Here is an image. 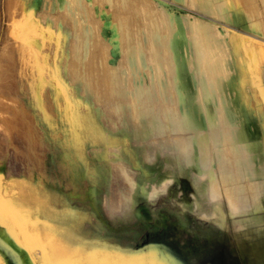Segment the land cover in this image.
<instances>
[{
    "label": "rangeland",
    "instance_id": "rangeland-1",
    "mask_svg": "<svg viewBox=\"0 0 264 264\" xmlns=\"http://www.w3.org/2000/svg\"><path fill=\"white\" fill-rule=\"evenodd\" d=\"M17 1L0 0V245L14 256L5 251L2 264H95L86 259V252L116 260L124 254L120 264L131 258L141 264H263L264 242L259 239L264 241V219L258 221L253 214L264 216V0H204V8L197 0H68L63 5L59 0ZM23 2L35 7L43 25L70 26L68 42L63 41V50L53 62L58 71L39 72L46 84L40 88V102L48 111L41 121L43 110L36 105L32 85L35 68L27 71L25 41L14 37L22 30L17 9ZM70 9L80 23L66 19ZM155 35L157 54L164 63L162 76L168 83L165 88L156 76L161 69L150 49ZM175 35L177 50L196 62L189 69L198 88L202 74L229 76L223 90L237 121L226 128L243 127L248 139L233 142L231 135L215 134L207 139V148L206 139L191 140L194 130H181L191 126L194 115L188 113L184 119L190 105L171 103L177 111L174 122L164 115L163 111L175 115L167 106L177 97L172 94L170 50ZM198 35L199 41L207 35L221 41L231 38L237 48L232 67L215 66L213 58L203 63ZM114 47L121 48V54ZM133 50L136 64L130 66L127 55ZM122 68L129 71V86L114 76ZM186 78L192 85V74ZM254 89L255 111L243 117L237 94L249 95L253 105ZM240 100L244 103L247 98ZM218 105L216 109H224L221 102ZM67 108L80 115L89 111L94 125L106 137H115L106 150L104 165L109 170L97 181L76 186L69 169L55 160L54 144L63 141L64 132L58 127L63 126L61 115ZM51 120L58 124L55 131ZM145 124L154 129L148 137ZM124 134L129 139L123 142ZM180 137L189 141L187 152L179 145ZM124 144L130 146L137 166L127 159ZM96 148L90 147L89 154L93 156ZM142 187L145 192L134 191ZM228 193H235L241 205L233 207ZM51 223L62 234L58 240L48 234ZM64 233L74 241L67 247L62 244ZM256 250L263 255L259 257Z\"/></svg>",
    "mask_w": 264,
    "mask_h": 264
},
{
    "label": "bare ground",
    "instance_id": "bare-ground-1",
    "mask_svg": "<svg viewBox=\"0 0 264 264\" xmlns=\"http://www.w3.org/2000/svg\"><path fill=\"white\" fill-rule=\"evenodd\" d=\"M16 1L14 0L15 3H16ZM18 1H21V0H18ZM59 1L63 5L68 0H59ZM197 1H198L200 6H203V8L207 7V6H204V4H203L204 0H197ZM165 2H166V0H165ZM25 4L26 3L23 2L22 5L20 4L21 6L17 9L20 13L19 14L20 15L19 20H20L22 30L18 34H16V36H14V37H17V38L20 37L21 39H23V41H25V43L23 45V52H24L23 57L26 59L25 60V66H26L27 71L29 70L30 67L35 68V74H36L35 76L36 77H35V81L33 82L32 85H34V87L36 89L34 92V100L36 101V105H37V107H40L43 110V112H41V114H40L41 118H42V119H40V121H41L44 118H47V112L48 111H46L45 108L43 109V106L41 105V102H40V99L42 97V93L40 91V88L44 87L46 84L44 83L45 81L40 77L39 72H41L42 70L43 71L47 70L49 73L55 74L58 71V67L55 64H53V62L56 60V58L61 54V52L63 50L62 49L63 48V46H62L63 41L68 42V38H69L68 35L70 32L68 27H70V26H64L65 24L63 25L62 23L56 24V25L52 23V24H48L45 26L42 24V22L40 20L37 19L35 7H28ZM11 5H13V4L11 3ZM9 6H10V4H9ZM11 8L12 7L10 6L9 9H11ZM205 10H207V8H205ZM65 17L67 20H71V22H73V23H77L80 20V19L79 20L77 19L76 14H75L74 10H72V9L69 10V12L66 14ZM106 18L107 17L105 16V19ZM80 22L81 21H79V23ZM107 26L108 25H106V27ZM105 31H108V30H105ZM200 35L197 36L198 39L196 41L199 44L198 52L201 54L202 62H203V60H205L204 62H207L208 60H211L210 58H213L214 60H216L215 66H219V65L221 66L222 64H224V65H228L229 67L230 66L232 67V62H233L232 52L236 48V46L232 42L231 38H227V40L221 41V40H218L217 38H214L210 35H207L203 41H199V38H202V36H200ZM216 36L219 37V35H216ZM158 39H159L158 35H155L154 38H152L150 49L154 55V58L156 59V62H155L156 66L161 69L162 66L164 67V63H163V61H161L159 59V55L157 54L158 53V48H157ZM117 41H118V39H117ZM115 43H117V42L115 41ZM178 44H179V36L175 35V37H173V39L171 41L170 50L172 51V54H173L172 59H173V64H174V68H172V74H173L172 81L174 84V91L172 92V94H173V96H175L177 94V97H174L173 99H171L169 101L170 102L169 105H167V106L170 107L171 109H174V108H172V105H171V103H173V102H175V106L176 105H182V106L183 105H188V106L190 105L192 110L187 109L188 113H190V112L194 113L195 111L197 112L199 110H196V108L201 109L202 106H204V108L207 106V110L204 109V111H202L200 113V115H202L203 117H205V115H206L208 120H210V124L207 123V125H205V123H200L199 127H201V129H203V128L204 129H210V126L215 127V128H218V126H220L226 130V131H221L222 136L231 135L230 138L233 142H237V141L241 140L242 139V133H240V130L234 129L233 127H227L226 128V126H228V125L230 126L231 124L235 123L233 120V116L231 114V110H230L229 106L226 105V97H225V93L223 91L224 81L226 79H228L229 76L223 77L221 75H218V77H214L215 76L214 75L212 78H208V76H206V74H208V73L202 74V78L200 79V87L198 88V81H197V79H195V74L192 72L194 89L190 88L189 84L187 83V80H185L184 71H185L186 67H187V69L191 68V71H192V68L194 67V64L196 62H194V64H193V62H191L188 54H186V57L182 56L181 52L177 50ZM115 45L117 46V44H115ZM90 46H91V44H90ZM114 48H116V47H114ZM116 49H117L116 52H118L119 48H116ZM120 50H121V48H120ZM120 50H119V53H120ZM129 52L130 53H128V55H127L128 63L130 66H134L136 64V55H135L136 51L133 50V51H129ZM31 58L33 59V63L31 62ZM140 58H141L140 60L142 61L143 65H146V61H147L146 57L140 53ZM213 59H212V62L214 61ZM116 60H118V59H116ZM112 62H115V61H112ZM212 62H209V63H212ZM202 68H205V67H202ZM36 71H37V73H36ZM201 71L203 72V70H201ZM115 75L118 78H122V80H123L122 82L126 86H129V71L127 68L120 69L119 75L114 74V76ZM162 75H164L163 69H161V72L159 74H157L156 76H158V80H160L162 87L165 88L168 83L165 81L167 79L164 78ZM239 79L241 80V78H239ZM30 84H31V81L29 80V87L31 86ZM127 94H129V93L127 92ZM177 99L180 101L179 104H176ZM216 99L222 103L224 109L222 108V106L220 107L219 110L216 109V107H219V105H218L219 103L217 102ZM213 103H215V104H213ZM166 104L167 103H165L163 106H165ZM210 106L214 107V111L212 109H208V107H210ZM86 109L89 110V108H86ZM193 109H194V111H193ZM187 112H184V113H187ZM163 113H164V115L166 114V117L170 121L174 117L177 116L176 110H175V115H172V116H170L169 112L163 111ZM216 115H217V118H216ZM208 116H210V117H208ZM153 118H156V117H153ZM61 119H62L63 126H60V128L58 127V124L53 120H51V122L49 123L51 125V127L54 129V131L57 130L56 127H58V129H60V130L62 129L64 132L63 133V135H64L63 141L62 142L59 141V143H57L58 141H55V144H54V155L56 157L55 160H57L58 163H60L61 165L65 166L69 169V172L71 173L70 175L72 177V180H74V184L76 186H79L80 184L86 182L89 179H93V180L95 179L94 181H97L98 178L104 176L106 174V171L109 170V167L107 168L106 165H104L105 160L108 158V152L106 150H108L109 144L115 142V140H114L115 137H113L111 135L108 137L109 140L103 139L102 138L103 133L101 130H99L94 125V123H93V121L89 115V111H88V113L86 112V113H83V115H80V113L77 112V110H75L73 108H67L66 111L64 112V114L62 112ZM174 120L175 119H173L172 121H174ZM212 121L217 122V123L212 124ZM156 126L157 125L154 124V127H156ZM146 128H148L145 130L146 133H148L149 131H153V129H152L153 127H149V125ZM181 130L185 131L184 129H181ZM210 132L211 131H209L208 134H203V135H200V134L191 135L192 136L191 140H193L195 143H197V141H199L200 138L207 140L211 137V134H213V132L212 133H210ZM146 133H145V135H147ZM232 133H234V134H232ZM126 139L128 140L129 137H128V135L125 134L124 138H123V142ZM179 139H182V141L179 145L184 150V152H187V150L190 146L189 141H187L184 137H180ZM99 145L101 146L100 148H98ZM118 146H120V145H118ZM90 147L91 148L97 147L96 149L98 151L96 150V152L94 153L93 156L91 154H89ZM208 147H210L209 141L207 142V148ZM123 148H124L123 150H125L124 152L127 153V159L131 160V162H133V164L135 166H137L138 165L137 161H136L137 158L135 156L133 157L134 154H132V151L130 150V146L128 144H126V145L124 144ZM58 149H60L59 152L57 151ZM116 156H117V154L114 155L113 157H116ZM92 158H95L94 163H92ZM125 169H124V171H125ZM125 174H127V173L125 172ZM125 177L127 178L128 176L126 175ZM126 178H125V180H126ZM136 190H141L142 192H145V189L143 187L142 188H136L134 191H136ZM214 194L215 195L219 194V186L217 183L214 184ZM228 198H229V201L232 203L233 207L237 208L238 205H241V204H239L240 202L238 201V198L235 195V193H228ZM215 209H217V208L215 207ZM212 211H214V210H212ZM217 211H218V209H217ZM217 211L215 212V214L217 213ZM207 212H206V214H207ZM232 215L235 216V214H232ZM253 215L256 217V220H258V221H260L262 218L264 219L263 215H262L263 217L262 216L257 217L256 214H253ZM202 216H204V215L202 214ZM209 218H211V216H209ZM251 218H254V217L251 216ZM252 221H254V220H252ZM246 223L244 226L249 225ZM260 223L257 224V226L259 225V227H260ZM251 224H252V222H251ZM261 224H263V222ZM255 226H256V224H255ZM263 226H264V224H263ZM263 226H262V228H263ZM249 227H254V226L250 225ZM47 231H48L49 235L54 234L53 236H55L56 240H58L57 235H59V234H57V232H56V226L55 225H53L51 223L50 226H48ZM205 232H207V231H204V233ZM246 232L248 233V231H246ZM63 235H65V233ZM207 235H208V233H207ZM59 236H62V234ZM257 236L260 237L261 235L259 234ZM250 237H251V240L256 238L255 235L253 237L251 235ZM63 238L64 239H63L62 244L66 245V247L68 245H71L74 242L73 239L70 238L69 236L65 235ZM251 240L250 241L248 240V241L252 242ZM254 240H256V239H254ZM259 240L262 241V242H260V244L261 243L263 244V242H264L263 239H259ZM9 242L15 251H18V252L21 251L20 246L17 243L14 244L12 241H9ZM255 244H257V246H258L257 241ZM260 248H262L261 245H260ZM260 248H259V251L261 252ZM254 249H255V245H254ZM68 251L69 250H65V252H68ZM255 252H257V250ZM54 253L55 254L59 253V250H55ZM138 255H140V254H138ZM260 255H263V254H259V257H260ZM134 256H136V255H134ZM85 257L87 260L93 261L95 264H114V263L120 264V263H122L120 261V258H124V254L119 256V260H116V258L114 256L102 259V258L97 257L96 255H92V254L87 253V252L85 253ZM85 257L82 259H85ZM132 257H133V255H132ZM150 257H151V254H150ZM255 257H256V255H255ZM261 258H262V256H261ZM154 259H156V258H154ZM259 259H257V262ZM139 260L141 261L144 259L141 258ZM166 262L167 261H165V263ZM262 262H264V260ZM153 263H156V262H153ZM21 264H29V263L24 261ZM125 264H141V263H138L137 260H135V259L132 260V258H131L130 260H127ZM142 264H144V263H142ZM158 264H159V262H158ZM168 264H169V262H168ZM170 264H172V262Z\"/></svg>",
    "mask_w": 264,
    "mask_h": 264
},
{
    "label": "crops",
    "instance_id": "crops-1",
    "mask_svg": "<svg viewBox=\"0 0 264 264\" xmlns=\"http://www.w3.org/2000/svg\"><path fill=\"white\" fill-rule=\"evenodd\" d=\"M189 74H192V73H190V69H187V67L185 68V71H184V76H185V80H187V78H186V76L187 75H189ZM239 75V74H238ZM187 83L189 84V86H190V88H192V89H194V84H193V81H192V85L190 84V82H188L187 81ZM239 86V85H238ZM255 87V86H254ZM236 88V87H235ZM240 90V89H239ZM224 91V93H225V91H226V89H224L223 90ZM241 91H242V89H241ZM255 89H254V92H253V96H254V98H253V100H254V102H253V105L251 104L250 105V97H249V95L247 96H245V94H243L244 96H239V94H237L238 96V99H237V102H238V108L240 109V110H242L243 111V113H244V116L243 117H246L245 115H247V117H249L248 116V113L249 114H251L253 111H255V106H254V103H255V101H256V97H255ZM241 97L243 98V97H246L247 98V100H246V102H244V103H242V101L240 100L241 99ZM217 100V99H216ZM217 102L218 103H220L218 100H217ZM247 104V106L248 107H246V111H244V107H245V105ZM250 105V106H249ZM185 106H187V105H185ZM251 106H254V107H251ZM189 110H192V108H191V106H190V109ZM196 110H199V111H195L194 113L193 112H190L189 114H193L194 115V117L193 118H191L190 120H191V126L189 127V128H187L186 126H185V131H191V130H194V132H191L190 133V137H192L191 135H195V134H200V135H203V134H208L209 133V131H212L213 132V134H211V137H214V136H212V135H217V134H219V136L220 137H223L222 135H221V131H226L223 127H220V126H218V128H215V127H213L212 129L213 130H210L211 129V127H210V129H201V127H199V125H200V123H205V125H207V123L209 124V121L210 120H208V118H207V116L205 115V117H203L202 115H200V113L202 112L201 111V109L200 108H196ZM212 110H214V108H212ZM253 110V111H252ZM193 111H194V109H193ZM250 111H252V112H250ZM185 112H187V109L185 108ZM232 113V112H231ZM185 114V117H184V119H185V121L188 119V112L187 113H184ZM233 116V115H232ZM217 118V117H216ZM233 120H234V122H236L237 120H235L234 119V117H233ZM172 122H174V121H172ZM153 123H155L156 124V122H153ZM215 123H217V122H215ZM241 123V122H240ZM242 124V123H241ZM148 125L147 124H145V125H143L142 126V128H143V132H145L146 133V129H148V128H146ZM97 127V126H96ZM199 127V128H198ZM98 128V127H97ZM99 130H101L100 128H98ZM153 129V128H152ZM238 130H240V133H242V139L241 140H243V139H248V136H246L245 134H246V130L245 129H243V127H240V128H237ZM199 130V131H198ZM102 131V130H101ZM153 131H154V129H153ZM153 131H149L148 133H146L147 135L149 134V133H151V132H153ZM212 132H210V133H212ZM102 133H103V131H102ZM103 135V137L105 138V139H108V135H107V137H106V133H103L102 134ZM125 135V134H124ZM124 135H123V138H124ZM146 135V137H148ZM111 136V135H110ZM192 139V138H191Z\"/></svg>",
    "mask_w": 264,
    "mask_h": 264
},
{
    "label": "snow or ice",
    "instance_id": "snow-or-ice-1",
    "mask_svg": "<svg viewBox=\"0 0 264 264\" xmlns=\"http://www.w3.org/2000/svg\"><path fill=\"white\" fill-rule=\"evenodd\" d=\"M2 205H3V201H2V199H0V208H2ZM5 251H7L8 255L14 259V256H13V253L11 252V250H6L3 248L2 245H0V264H2V255Z\"/></svg>",
    "mask_w": 264,
    "mask_h": 264
}]
</instances>
